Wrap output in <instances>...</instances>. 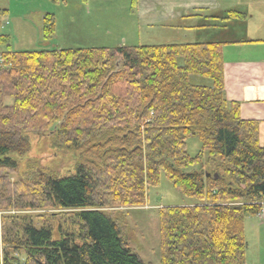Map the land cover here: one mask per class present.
<instances>
[{
    "label": "trees",
    "instance_id": "trees-1",
    "mask_svg": "<svg viewBox=\"0 0 264 264\" xmlns=\"http://www.w3.org/2000/svg\"><path fill=\"white\" fill-rule=\"evenodd\" d=\"M42 22L49 40L53 15ZM222 49L16 52L0 35V211H20L1 216L2 264H144L117 209L144 206L161 176L194 203L158 209L159 264H246L244 222L264 214V147L259 122L224 96ZM26 134L86 160L67 176L13 181Z\"/></svg>",
    "mask_w": 264,
    "mask_h": 264
},
{
    "label": "rangeland",
    "instance_id": "rangeland-1",
    "mask_svg": "<svg viewBox=\"0 0 264 264\" xmlns=\"http://www.w3.org/2000/svg\"><path fill=\"white\" fill-rule=\"evenodd\" d=\"M148 0H0V33L8 34L12 51H52L60 49H96L137 47L191 43L206 40L208 31L175 30L173 26L142 24V4ZM153 0L151 2L154 3ZM167 1V0H166ZM232 0H218L224 5ZM163 3V1H162ZM157 4L158 3H154ZM161 5V4H159ZM228 6V5H224ZM156 7V6H155ZM162 7V5H161ZM5 9L6 11H2ZM52 14L55 32L51 39L42 35V17ZM187 20L185 25H191ZM196 82L207 80L195 78ZM30 150L22 157L10 155L18 162L17 174L12 180H26L41 169L63 177L74 171L77 163L86 160L79 153L51 147L50 136L26 134ZM186 151L194 157L201 151L197 138L186 140ZM188 168L186 172L195 170ZM194 200L178 194L164 176L157 187L146 190L142 207L119 208L126 213L129 246L144 264H159V224L157 211L168 206H186ZM11 214H19L20 211ZM26 213V212H25ZM35 213V212H28ZM263 215V214H262ZM262 217V216H260ZM264 217L246 218V264H264ZM1 251V246H0Z\"/></svg>",
    "mask_w": 264,
    "mask_h": 264
},
{
    "label": "crops",
    "instance_id": "crops-1",
    "mask_svg": "<svg viewBox=\"0 0 264 264\" xmlns=\"http://www.w3.org/2000/svg\"><path fill=\"white\" fill-rule=\"evenodd\" d=\"M151 1L142 4V24L152 26L158 21L160 26L175 23L177 31H208L206 40L191 43L223 44L224 96L239 104L242 119L259 122L264 147V0H232L224 4L228 6L218 0L154 1L158 5ZM229 12L240 16L232 18ZM187 20L194 23L185 25ZM0 29L4 27L0 25ZM261 216L260 220L264 214Z\"/></svg>",
    "mask_w": 264,
    "mask_h": 264
},
{
    "label": "built area",
    "instance_id": "built-area-1",
    "mask_svg": "<svg viewBox=\"0 0 264 264\" xmlns=\"http://www.w3.org/2000/svg\"><path fill=\"white\" fill-rule=\"evenodd\" d=\"M2 65H3V62H2V60L0 59V68L2 67ZM11 213H14V212H10V211H6V212H4V211H0V227H1V216H2L3 214H11ZM0 264H2L1 257H0Z\"/></svg>",
    "mask_w": 264,
    "mask_h": 264
},
{
    "label": "water",
    "instance_id": "water-1",
    "mask_svg": "<svg viewBox=\"0 0 264 264\" xmlns=\"http://www.w3.org/2000/svg\"><path fill=\"white\" fill-rule=\"evenodd\" d=\"M216 177V176H215Z\"/></svg>",
    "mask_w": 264,
    "mask_h": 264
}]
</instances>
